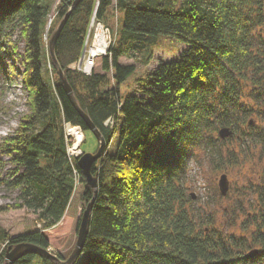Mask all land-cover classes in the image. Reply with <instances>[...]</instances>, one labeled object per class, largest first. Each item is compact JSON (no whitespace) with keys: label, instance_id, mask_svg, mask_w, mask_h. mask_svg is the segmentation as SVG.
Segmentation results:
<instances>
[{"label":"trees","instance_id":"16d2710c","mask_svg":"<svg viewBox=\"0 0 264 264\" xmlns=\"http://www.w3.org/2000/svg\"><path fill=\"white\" fill-rule=\"evenodd\" d=\"M53 1L0 0V74L5 56L16 53L6 45L7 29L17 28L25 44L22 81L30 107L0 147L15 165L6 184L18 190L12 208L31 210L44 230L68 218L77 179L85 206L93 197L78 158H68L64 123L80 126L83 133L89 129L61 84L49 42H44L73 1L59 5L56 21L47 29ZM116 3L121 12L118 34L110 56L102 58L101 71L85 75L69 66L81 56L92 14L96 10L107 23L112 0H79L54 45L78 105L102 132L107 147L118 134L115 149L106 150L92 168L98 192L83 264H264V189L258 191L259 215L247 214L252 230L244 235L226 233L210 220L199 224L187 208L183 185L194 146L217 148L212 132L221 127L232 128L238 144H259V159L264 158V0ZM161 35L188 47L150 72L144 96L122 94L120 85L136 67L121 63L120 57L151 49ZM252 115L258 119L250 124ZM108 119L112 126L105 124ZM215 157L221 161L219 149ZM9 207L1 205L0 214ZM4 239L0 264L8 246L29 242L50 247L43 230L5 235L0 246ZM252 249H258L257 255L247 257ZM55 255L63 261L61 254ZM36 257L54 264L35 254L14 264H32Z\"/></svg>","mask_w":264,"mask_h":264},{"label":"rangeland","instance_id":"374dc122","mask_svg":"<svg viewBox=\"0 0 264 264\" xmlns=\"http://www.w3.org/2000/svg\"><path fill=\"white\" fill-rule=\"evenodd\" d=\"M70 1L74 0L53 1L50 14L55 4H57V7L53 12L52 21L56 17L59 5ZM109 9L108 24L103 22L111 28L112 33L116 37L121 17L116 0H112V5ZM50 21L49 16L47 29L50 26ZM7 32L10 34V41L8 42L7 40L8 43L6 45L7 47L13 46L16 53L12 58L5 56L4 70L0 74V147L4 145L7 137L15 133L25 116L30 113L28 95L22 81V59L25 44L19 29L10 27ZM49 41L50 38L48 39L45 36L44 42L47 43ZM187 47V44L179 42L171 36L161 35L151 49H147L144 52L138 51L137 53L129 51L123 54L119 61L123 64H134L136 69L120 85L121 93H137L144 96L146 79L150 72L160 62L179 58ZM101 63L102 60L99 59L96 71H101ZM107 74L112 80V70H109ZM250 118L252 120L258 119L256 115H252ZM242 128H245V125H242ZM212 135L215 138L217 148L211 147L207 143H198L194 146L188 162V169L183 181L186 194L189 197L187 208L192 212L194 219L196 218L199 224H205L206 221L210 220L226 233L233 232L234 234L250 235L252 225L246 223L247 214L251 215L252 212H255L259 215L257 213L260 210L258 191L264 189V158L262 161L259 159L260 145H243L242 142L238 144V139L234 136V133L229 138L221 139L218 135V129L213 131ZM84 138L85 141L83 140L80 143L78 151H84L85 153L95 152L98 148V141L95 135L90 130L85 131ZM69 139H72L73 143L74 136L70 135ZM117 140L118 134H115L106 149L108 152H112L115 149ZM72 143L70 148L73 146ZM217 149L223 155L220 158L221 161L215 157ZM233 153L236 156V161L233 159ZM14 168L15 165L11 162L10 157L0 149V206L10 205L7 210L0 214V238L5 237V235L13 237L29 231L43 230L50 241V252L61 254L63 261H66L65 259L69 257L70 252L76 245V223L82 213V209L86 207L80 197L81 183L78 179L76 180L71 211L64 224L60 222L55 227L44 230L42 222L31 210L12 208L18 201V190L8 187L6 181L11 180L10 173ZM222 174H226L229 181V189L226 195H221L219 191L218 183ZM72 217L73 221L70 223ZM6 243L7 241L4 239L1 243L0 251L2 247H5ZM84 259V255L81 254L74 261L65 264H83ZM53 263L61 264L56 261ZM32 264H42L41 258L36 257Z\"/></svg>","mask_w":264,"mask_h":264},{"label":"water","instance_id":"95a60500","mask_svg":"<svg viewBox=\"0 0 264 264\" xmlns=\"http://www.w3.org/2000/svg\"><path fill=\"white\" fill-rule=\"evenodd\" d=\"M79 0H74L71 8L67 11L65 16L60 20L57 27L54 29L50 36L49 41V50L52 57V60L54 64L57 67L59 78L61 80V84L65 89V92L67 93L68 97L72 101V103L77 107L86 127L95 135L97 141H98V148L93 153H83L81 156L77 159V165L81 169L82 174L85 178V183L87 186H89L93 191V197L91 201L87 204L86 208L84 209L80 221V225L78 228V235H77V241L74 249L70 253L69 257L66 259V261H60L55 254L50 252V249L42 248L38 245H35L33 243L29 242H22L19 244H16L14 246H8V248L5 251L4 255V262L3 264H14L17 260L22 258L23 256L27 254H35L40 257L49 258L52 259L58 263L65 264L68 262H72L78 257L81 256L84 244L86 241L89 224H90V217H91V211L93 207L94 200L96 198L97 192H98V183L97 178L93 175L92 168L94 164L101 159V157L104 155L107 147V141L105 137L103 136L102 132L99 130V128L94 124V122L91 120L90 116L83 111L80 106L78 105V102L76 100V97L74 95L73 89L71 85L68 83V80L65 75V71L62 70V68L58 65V62L55 58L54 54V45L56 42L57 37L59 36L62 28L64 27L66 21L68 20L72 8L78 3ZM250 124L253 123V120H250ZM233 130L230 127H221L218 130V135L221 139L229 138L233 135ZM219 191L221 195H226L229 189V181L226 174H222L219 179ZM258 249H252L249 251L246 256L247 257H253L257 255Z\"/></svg>","mask_w":264,"mask_h":264},{"label":"built area","instance_id":"2783aa9c","mask_svg":"<svg viewBox=\"0 0 264 264\" xmlns=\"http://www.w3.org/2000/svg\"><path fill=\"white\" fill-rule=\"evenodd\" d=\"M114 42L115 36L112 33L111 28L107 26L103 22V20L97 17L95 10L90 18L87 32L84 37V47L81 56L76 62L70 64L69 67L72 70H75L82 74L91 75L94 71H96L97 61L99 59L102 60L103 57L110 56L111 48ZM105 124L112 126L113 121L108 119L106 120ZM72 129L77 132L83 133L80 126L72 125L68 122L64 123L65 138L67 143V155L70 160L78 158L83 154L82 151H78V148H75L74 152L72 150L75 143V138L73 139V143L72 139H69L70 135H72ZM71 143L73 146L70 148Z\"/></svg>","mask_w":264,"mask_h":264},{"label":"bare ground","instance_id":"6f19581e","mask_svg":"<svg viewBox=\"0 0 264 264\" xmlns=\"http://www.w3.org/2000/svg\"><path fill=\"white\" fill-rule=\"evenodd\" d=\"M56 7H57V4H55V6L53 7V10H52V12L50 14V19H51L50 23L52 22V18H53V15H54L53 12L56 9ZM71 134L75 138V143H74V146H73V149H72L73 152H74L75 151V148H78V146L80 145L81 141L83 140L84 135H83V133L77 132L74 129L71 130Z\"/></svg>","mask_w":264,"mask_h":264}]
</instances>
